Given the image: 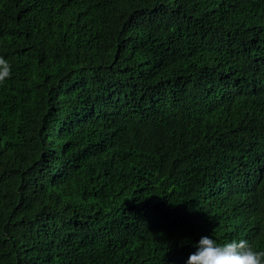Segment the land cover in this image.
Listing matches in <instances>:
<instances>
[{"label":"trees","instance_id":"1","mask_svg":"<svg viewBox=\"0 0 264 264\" xmlns=\"http://www.w3.org/2000/svg\"><path fill=\"white\" fill-rule=\"evenodd\" d=\"M0 56V264L264 250V0H0Z\"/></svg>","mask_w":264,"mask_h":264},{"label":"clouds","instance_id":"2","mask_svg":"<svg viewBox=\"0 0 264 264\" xmlns=\"http://www.w3.org/2000/svg\"><path fill=\"white\" fill-rule=\"evenodd\" d=\"M10 76L11 66L0 56V84ZM193 247L195 251L184 264H264V250L256 249L243 237L220 243L212 236L202 235Z\"/></svg>","mask_w":264,"mask_h":264}]
</instances>
